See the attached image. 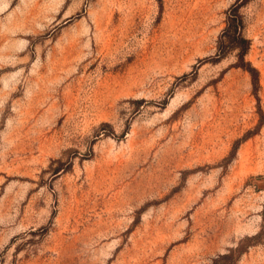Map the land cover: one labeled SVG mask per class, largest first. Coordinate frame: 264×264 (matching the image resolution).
Returning a JSON list of instances; mask_svg holds the SVG:
<instances>
[{"label": "rangeland", "instance_id": "1", "mask_svg": "<svg viewBox=\"0 0 264 264\" xmlns=\"http://www.w3.org/2000/svg\"><path fill=\"white\" fill-rule=\"evenodd\" d=\"M0 0V264H264V0Z\"/></svg>", "mask_w": 264, "mask_h": 264}, {"label": "trees", "instance_id": "2", "mask_svg": "<svg viewBox=\"0 0 264 264\" xmlns=\"http://www.w3.org/2000/svg\"><path fill=\"white\" fill-rule=\"evenodd\" d=\"M244 1L246 0L236 2L228 11L226 26L218 39L217 59L224 57L232 50H237L239 55V65L250 71L254 83L257 84L258 71L245 60V55L250 47V40L244 35V20L240 13V7Z\"/></svg>", "mask_w": 264, "mask_h": 264}]
</instances>
